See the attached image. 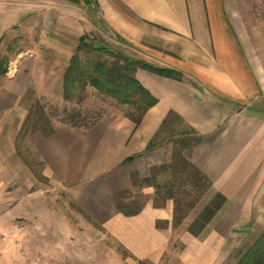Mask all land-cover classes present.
<instances>
[{"label":"crops","instance_id":"0c3cea01","mask_svg":"<svg viewBox=\"0 0 264 264\" xmlns=\"http://www.w3.org/2000/svg\"><path fill=\"white\" fill-rule=\"evenodd\" d=\"M35 4H69L73 11L75 5L71 0H0L3 31L40 14L41 6ZM98 4L96 18L85 23L72 11L49 12L61 31L54 34L60 44L54 45L51 55L59 75L57 88L63 92L64 72L86 30L127 47L134 58L181 71L183 79L137 72L158 100L139 125L114 114L86 129L64 124L50 136L29 132L25 144L42 159L50 181L129 250L131 259L160 263L171 246L181 244V252L172 254L167 264H225L231 233L241 222L251 221L253 202L264 193V4L253 0H99ZM257 8L262 9L261 16ZM6 10H12L7 19ZM46 72L45 81L39 77L41 87L53 83ZM8 83L20 85L15 80ZM27 96L21 90L9 92L7 103L0 104L1 170L10 166L11 137L16 136L5 125L12 112H21V100ZM7 104H13L11 110ZM171 111L212 138L189 155L212 185L180 223L174 198L157 205L154 186L140 187L143 202L138 205L134 200L125 202L135 175L149 178L153 167L169 162L173 143L147 148ZM131 157L135 159L125 163ZM1 199L5 201L4 195ZM121 203L139 206V211L127 215L119 209Z\"/></svg>","mask_w":264,"mask_h":264},{"label":"rangeland","instance_id":"374dc122","mask_svg":"<svg viewBox=\"0 0 264 264\" xmlns=\"http://www.w3.org/2000/svg\"><path fill=\"white\" fill-rule=\"evenodd\" d=\"M253 3L264 4V0H253ZM68 5L35 4L34 7L41 6L40 14L26 17L23 25L15 26L7 32L3 31L5 25L0 26V67L8 70L5 75L0 73V104L7 103L5 97L9 92L21 90L28 95L21 100V112H12L10 121L5 125L10 132L16 133V136L11 137L14 142L9 154L10 166L0 169V264H167L172 254L177 256L181 252V244L171 246L160 263L131 259L129 250L121 246L102 225L78 206L65 190L50 181L44 173L42 159L32 147L25 144L24 136L29 132H22L21 129L29 114L27 111L31 110L36 100H40L46 107V115L55 127L68 123L84 126L114 114L132 119L139 116L133 106L122 104L92 87L79 90L73 100L64 99L62 89L56 87L59 75L54 71L55 61L51 55L54 45L60 44L54 34L58 35L61 31L56 22H53L54 16L49 12L60 10L66 14L72 11L85 23V19L96 18L99 6L75 4L73 11ZM11 11H4L7 13L6 19L12 15ZM256 11L261 16L262 9L257 8ZM27 31H30L29 34L24 35ZM91 33L104 44L129 55L127 47L116 45L109 39L105 40L96 31ZM41 36L42 41L39 38ZM51 38H54V41ZM80 55L83 59L95 57L94 53H87L85 50L80 52ZM101 59L112 61L106 54ZM39 71L41 73H38ZM43 71H48L46 74L53 76L50 86L44 87V83L43 87L39 85V77L43 75L42 80L45 78ZM10 80H15L20 85L13 86L15 82L9 84ZM11 105L13 104L4 106L11 110ZM1 116L0 113V118ZM2 124L4 125V122L0 120V129ZM174 127L175 132L172 130ZM174 127L166 128L158 139L165 141L170 138V131L177 133L183 128L181 123H176ZM1 160L0 157V162ZM159 179L160 182L169 181L171 173L162 171ZM140 194H143L140 186H134L131 193H126L125 202L134 200L138 201V205L143 202V196ZM1 195H4L5 201L1 199ZM173 195L174 210H177L179 215L187 212L197 197L187 176L179 182ZM261 195L260 201L253 202L255 214L251 221H243L234 228H250V232L233 230L231 233L228 242L230 248L226 250L230 255L225 264H237L264 232V193ZM159 200L160 197L155 198L156 203ZM136 205L132 208H136ZM260 208L263 209L262 213ZM2 252H5V256Z\"/></svg>","mask_w":264,"mask_h":264},{"label":"trees","instance_id":"16d2710c","mask_svg":"<svg viewBox=\"0 0 264 264\" xmlns=\"http://www.w3.org/2000/svg\"><path fill=\"white\" fill-rule=\"evenodd\" d=\"M75 4L83 2L87 6L98 4L99 0H71ZM85 50L87 53H94V58L83 59L80 52ZM110 56L112 61L101 59L103 55ZM150 71L161 76L183 79V73L177 69L167 67H157L143 59L134 58L125 54L123 51L104 44L98 37L91 32H85L81 36L76 52L72 56L68 67L64 72L63 97L66 100H73L78 95L79 90H85L88 87L96 89L98 92L117 99L120 103L131 105L137 109L139 116L131 118L137 125L142 121L145 113L158 102L152 93L137 78V72L140 70ZM0 73L5 75L8 70L0 67ZM33 108V109H32ZM35 112V113H34ZM46 107L40 100H36L32 105L29 114L26 117L22 132H41L46 136L54 133L56 127L52 125L49 117L46 115ZM69 124L75 127L89 128L94 125ZM176 123H181L183 128L175 132ZM174 127L168 133L170 138L165 141L158 139L162 132L168 128ZM171 133L172 136L170 135ZM167 135V136H168ZM212 138L202 136L195 128L187 125L184 120L171 111L163 121L161 128L155 138L150 142L147 150L166 142L173 143V151L169 162L161 166H155L149 178L139 179L136 175L133 177L135 186H154L157 196L160 200L157 205L163 206L167 198H173L175 188L185 176L192 183V190L197 193V197L191 203L187 212L179 215L176 210V223H180L193 207L198 203L204 193L211 187V180L203 174L190 160V153L197 145L208 143ZM135 157L128 158L125 163L131 162ZM162 171L171 173V180L160 182L159 174ZM139 206L135 209L130 205L119 204V209L127 215L137 213ZM237 264H264V232L256 242L244 253Z\"/></svg>","mask_w":264,"mask_h":264},{"label":"water","instance_id":"95a60500","mask_svg":"<svg viewBox=\"0 0 264 264\" xmlns=\"http://www.w3.org/2000/svg\"><path fill=\"white\" fill-rule=\"evenodd\" d=\"M250 228H247V229H235L234 231L236 232H250Z\"/></svg>","mask_w":264,"mask_h":264}]
</instances>
